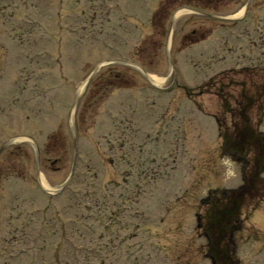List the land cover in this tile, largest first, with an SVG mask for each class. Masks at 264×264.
<instances>
[{
  "label": "rangeland",
  "instance_id": "rangeland-1",
  "mask_svg": "<svg viewBox=\"0 0 264 264\" xmlns=\"http://www.w3.org/2000/svg\"><path fill=\"white\" fill-rule=\"evenodd\" d=\"M163 1L0 0V148L11 144L0 152V264H211L196 227L200 200L241 183L240 165L220 153L212 114L222 117L220 100L237 105L242 82L251 94L264 82V62L249 48L264 47V0H176L161 31L152 15ZM115 60L124 63L102 67L78 101L72 133L77 89ZM141 69L161 89L138 78ZM208 79L218 102L197 96ZM137 126L135 149L154 152L160 175L138 177L139 194L122 203L117 221L129 223L130 209L137 219L120 235L136 238L108 242L98 239L110 234L94 222L96 195L114 200L135 182L133 158L117 149L119 134L128 145ZM17 138L32 142L12 144ZM74 157L71 181L48 195L41 177L60 187ZM242 217L236 256L264 264V199Z\"/></svg>",
  "mask_w": 264,
  "mask_h": 264
},
{
  "label": "trees",
  "instance_id": "trees-1",
  "mask_svg": "<svg viewBox=\"0 0 264 264\" xmlns=\"http://www.w3.org/2000/svg\"><path fill=\"white\" fill-rule=\"evenodd\" d=\"M251 104L252 100H248L240 110L241 123L223 134L226 152L240 157L253 152V158L251 170L245 174L244 186L236 191L220 192L207 212L204 230L209 237L208 252L216 264H237L228 243L229 232L238 227V212L243 198L260 197V190H264V181L260 178L264 171V138L249 125L248 107Z\"/></svg>",
  "mask_w": 264,
  "mask_h": 264
},
{
  "label": "bare ground",
  "instance_id": "bare-ground-1",
  "mask_svg": "<svg viewBox=\"0 0 264 264\" xmlns=\"http://www.w3.org/2000/svg\"><path fill=\"white\" fill-rule=\"evenodd\" d=\"M183 12H184V11H180V12H178V13L174 16V19H176V18H177L181 13H183ZM168 45H170V39H169V44H168ZM150 80H151V82H152L154 85H156V86H160V85L162 84V80L157 79V78H155V77H153V76H150ZM83 89H84V83L78 88V90H77V96L82 94ZM72 122H73V112H72V115H71V117H70V125H72ZM41 185H42V187H43L45 190H47L48 192H54V189H52V188L47 184L46 180H45L43 177H41Z\"/></svg>",
  "mask_w": 264,
  "mask_h": 264
},
{
  "label": "flooded vegetation",
  "instance_id": "flooded-vegetation-1",
  "mask_svg": "<svg viewBox=\"0 0 264 264\" xmlns=\"http://www.w3.org/2000/svg\"><path fill=\"white\" fill-rule=\"evenodd\" d=\"M123 147L124 146H123L122 140L120 139V141H119L120 150L123 149ZM134 153H135V151H134ZM151 164H152V162L147 159V156H145L144 158L136 156V158H135V166L137 169L140 166V167H143L144 170L148 171L152 168Z\"/></svg>",
  "mask_w": 264,
  "mask_h": 264
}]
</instances>
